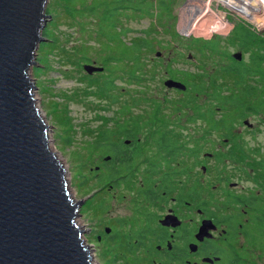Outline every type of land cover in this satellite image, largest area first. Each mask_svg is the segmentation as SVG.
I'll use <instances>...</instances> for the list:
<instances>
[{"label":"rangeland","instance_id":"obj_1","mask_svg":"<svg viewBox=\"0 0 264 264\" xmlns=\"http://www.w3.org/2000/svg\"><path fill=\"white\" fill-rule=\"evenodd\" d=\"M79 1L46 0L45 13L50 16L41 29L43 39L38 42L34 62L28 67L27 75L35 86L32 93L36 107L48 124L49 147L65 170L69 194L72 199H83L74 220L84 228L81 234L90 252L91 264H109V256H120L123 251L127 238L122 234L129 231V223L141 227L133 220L138 207L142 206L141 215L146 217L143 218L145 226L138 230L144 232L141 234L143 248L155 243L151 228L159 226V220H153L162 215L166 207L141 198L147 184L152 187L161 182L164 172L172 173L173 187L174 183L178 186L185 183L186 189L193 188L192 195L198 192L202 199L207 198L209 192L219 198L218 189L227 187L230 181L239 183L237 188L232 189L234 195L248 194L259 187L257 163L264 158V104H256L259 107L257 111L245 113L230 126V136L234 140L225 135V130H208L205 136V123L200 119L189 122L186 118L190 108L177 103L184 97L183 91L167 89L163 81L171 77L185 83L179 74V71H185L190 72L196 82L202 78L209 95L213 91L212 82L222 87L224 95L240 91L242 87H235L237 78L241 81L240 74L243 75L251 64L245 47L227 39L238 24L255 28L264 39V27L256 28L253 24L264 26V17L253 20L242 11L231 10L228 6L234 4L228 0H174L171 6L174 19L167 20L163 14L161 21H167L157 22V25H153V18H133L130 11L118 15L114 24L117 29L126 30L123 36L125 42L145 37L150 43V48L143 53L147 59L142 69L143 80L138 82L129 78L126 66L108 60L109 49L102 46L106 39L97 33L101 25L100 13L75 12L72 3ZM182 25L186 26L187 32L182 31ZM214 35L220 36L219 46L226 52L227 58L209 51L200 55L195 49L194 44L199 41L194 37L211 39ZM157 51L161 52L160 56H156ZM237 51L242 53L246 67L230 57V53ZM188 53L192 54L191 59ZM84 55L86 61H82ZM92 63L103 69L86 72L83 65ZM244 77L242 86L249 87L250 100L259 99L264 91L263 78L256 73ZM244 94H247L246 91H243ZM141 97L145 98V102H141ZM150 99L160 102L161 119L179 136L168 137L173 141L175 153L181 150L182 145L191 148L194 141L205 140L198 156L188 150L176 155L173 153L169 162L163 160L166 156L160 153L156 139L150 137L159 125L148 121L153 111ZM135 100H139L136 105ZM123 106L127 107L125 114L121 112ZM177 106L181 112L175 110ZM215 112L221 113L219 107ZM227 112L233 114L234 109L227 106ZM141 115L146 124L136 135L142 142V156L136 159L130 170L108 172L103 157H112L111 149L96 148L88 142L101 137L105 129L116 131L118 122L129 120L132 116L141 118ZM114 137L121 136L115 135L112 140ZM129 138H120V147L126 145L122 140ZM240 145L243 146L244 159L236 152ZM217 150L223 153L234 150L235 153L233 157L218 161L216 152L211 153ZM205 152L212 155L205 156ZM153 160L161 161L157 173L152 174V181L147 182L146 172ZM95 166H98L97 170L93 169ZM245 170L250 171V175ZM120 175L127 177H121L115 183L114 179ZM259 224L255 226L257 229H260ZM103 227L112 232L108 237L111 241L107 244L106 240L98 242L95 239V234ZM133 237L137 235H131L129 240ZM249 247L250 256L264 264V239H252ZM143 248L138 250L139 255L143 254Z\"/></svg>","mask_w":264,"mask_h":264},{"label":"water","instance_id":"obj_2","mask_svg":"<svg viewBox=\"0 0 264 264\" xmlns=\"http://www.w3.org/2000/svg\"><path fill=\"white\" fill-rule=\"evenodd\" d=\"M45 3L0 0V264H91L81 234L84 228L74 220L83 199L69 194L65 170L49 147L48 124L36 107L35 86L27 75L50 16L44 12ZM160 55L157 51L156 56ZM231 56L238 61L242 53ZM83 68L88 73L103 69L94 63ZM163 85L187 89L184 82L171 77ZM110 158L106 155L103 160ZM210 222L202 221L196 238L207 234ZM159 223L178 226L181 221L168 213Z\"/></svg>","mask_w":264,"mask_h":264},{"label":"trees","instance_id":"obj_3","mask_svg":"<svg viewBox=\"0 0 264 264\" xmlns=\"http://www.w3.org/2000/svg\"><path fill=\"white\" fill-rule=\"evenodd\" d=\"M173 1L174 0H80L77 4L72 3V8L75 12L80 11L82 13H91L94 15L98 14V12L100 13L101 25L98 28L97 33L102 34L106 39V41L104 40L102 46L109 49L110 56L108 60L110 62L113 61L114 64H120L124 67L126 66L129 78L134 81L141 82L143 80L142 69L145 60H147L143 57V53L144 50L150 48V43L145 37H136L129 42H125L123 36L125 35L126 30L121 31V29H117L114 24V19L118 15H125L126 12L130 11L133 18H153L155 20L153 25H157V22L165 23L168 19H174L171 13ZM163 14H165L167 18L165 22L161 21ZM182 31L184 33L187 32L185 25H182ZM195 34L200 35L198 33ZM228 38V42L230 43L238 40L242 41L245 45V49L251 50L250 54L252 65L250 68H246L244 74L257 72L264 80V39L259 35V33L252 29L251 26L238 24L233 28L231 35ZM192 39L193 38L190 40ZM219 41L220 36L214 35L211 39H204L199 41V43L195 42L194 47L200 55H205L206 51H209L211 53H220L219 55L221 58H227L226 52L220 49ZM86 60L87 57L84 55L82 61ZM238 73L240 74L239 71ZM179 74L184 78L187 89L183 92L184 97L177 103L190 108V113L187 114L186 118L189 122H194L195 120L200 119L203 123H205V125H203L205 136L210 130H225L227 131L225 135L232 139L233 137L230 136L229 129L236 119L245 113L257 111L259 107L255 106L256 104H259V106L264 104V91L260 95L261 97L259 99L253 101L250 100L249 87L242 86L245 78L244 74H240L241 81L237 78V82L235 83L236 88L242 87V89L240 91H233L226 95L223 94L224 90L222 87L215 85L213 82L211 84L213 91L211 95H209L206 91L205 81L202 78L196 82V80H193V75L190 72L179 71ZM243 91H246L247 94L243 95ZM141 100V102H145L144 97H141ZM199 100L201 102H198ZM138 102L139 100H135L134 104L136 105ZM150 102L152 104L153 111L148 121L152 124L159 123V125L154 128V135L150 137L156 139L159 144L158 148L161 150L160 153L166 156L163 160L169 162L173 153L176 155L177 153L179 154L188 150L195 154L194 156H198L205 140L194 141V147L191 148H187L182 145L180 146L181 150L175 153L176 150L173 147V141L168 137L179 136L169 128L168 124H164L166 121L161 119L160 102L154 99H150ZM227 106L234 109L233 114L227 112ZM217 107H219L221 111L219 114H216L215 112V110L217 111ZM126 109L127 107L123 106L121 112L125 114ZM175 110L181 112V108H179V106H177ZM145 124L146 121L143 119L142 115L141 118L139 116H132L129 120L118 122L116 131L112 132L111 130L105 129L101 137L95 139V141L88 142V144L90 143V146H94L96 148L106 147L111 149L113 153L111 159L109 161H104L108 172L115 170L122 172L124 169L130 170L136 159L142 156V150L140 148L142 142H140L136 133L142 131ZM115 135H120V138L130 137L129 139H131V143L120 147V138L114 137V140H112V137ZM151 139L152 138H150V140ZM130 146H132L131 149L129 148ZM214 152H216L215 154L217 155L216 158L218 161H221L224 157H233L235 153L234 150H229L227 153L217 150L211 153L213 154ZM236 152L240 154L242 159H244L245 153L242 145L238 146ZM160 161L156 162L153 160L151 162V165L146 172L147 182L152 181V174L157 173ZM257 165L259 168L258 176L260 178L259 187L257 190H251L248 194H246L245 200L248 201V207L252 209V230L254 232L252 238L256 241H262L264 239V158H261ZM245 173L250 175V171L245 170ZM121 177H127V175H120L117 179H114L115 183H117V180ZM169 179L170 174L164 172L163 180L160 183L153 184L152 187L147 184L146 188L143 190L147 199H155L161 196L160 191L166 189L165 187ZM228 197L234 201L239 199V196L234 195L233 193L228 194ZM259 222L260 229H257L256 227ZM148 224H150V222ZM115 262L116 261L113 256L108 259L109 264H115Z\"/></svg>","mask_w":264,"mask_h":264},{"label":"flooded vegetation","instance_id":"obj_4","mask_svg":"<svg viewBox=\"0 0 264 264\" xmlns=\"http://www.w3.org/2000/svg\"><path fill=\"white\" fill-rule=\"evenodd\" d=\"M228 1L234 4L228 6V8L242 11L253 20L264 17V10L260 5L264 3V0ZM194 38H197V41L204 40L203 38ZM237 44L242 45L243 48L245 47L242 41L238 40ZM246 51L251 64V50ZM232 53H230L231 58ZM243 59L242 56L238 62L246 67L247 65L243 63ZM253 73L259 75L257 72ZM248 126L251 127V125ZM129 148L131 149L132 146ZM168 174H170V179L167 181L166 189L160 191L161 196L155 199H147L142 191L143 198L141 199L153 201L160 207H166V211L162 215H157L153 220L154 222L171 213L176 215L181 223L178 226H170L158 222L159 226L154 227V229L151 228V230H154L152 233L155 236V243L143 248L144 242L141 234L144 232L138 230L145 226L143 218L146 217L141 215V212H143L142 206L138 207L133 220L140 223L141 227L129 223V231L122 234L127 238L124 247L122 246L123 251L120 252V256L112 255L116 262H121V264H260L250 256L251 249L249 246L254 232L252 230V209L248 207V201L245 200L246 194H237L239 196L237 201L228 197V194L233 192L232 189L239 186L238 182L230 181L228 182L229 187L221 186L218 189L219 198H216L213 192H209V196L202 199L198 192L192 195L193 188L186 189L185 183L179 186L178 183H174L175 187H173L172 173ZM203 220H211L207 234L202 238H196L195 235ZM136 231L138 232L133 233ZM111 233L109 228L103 227L95 234V239L98 242L106 240L107 244L111 241H108ZM133 234H136L137 237L129 240ZM141 248L144 249V252L139 255L138 250Z\"/></svg>","mask_w":264,"mask_h":264},{"label":"bare ground","instance_id":"obj_5","mask_svg":"<svg viewBox=\"0 0 264 264\" xmlns=\"http://www.w3.org/2000/svg\"><path fill=\"white\" fill-rule=\"evenodd\" d=\"M216 1H218V2H219V1L222 2V0H216ZM260 5L262 6V9L264 10V3H261ZM44 12H45V6H44ZM65 177H66V176H65Z\"/></svg>","mask_w":264,"mask_h":264},{"label":"built area","instance_id":"obj_6","mask_svg":"<svg viewBox=\"0 0 264 264\" xmlns=\"http://www.w3.org/2000/svg\"><path fill=\"white\" fill-rule=\"evenodd\" d=\"M251 22H253V21H251ZM253 24L255 25L256 28L264 27V26H259V25H257V24L254 23V22H253ZM253 29L255 30V28H253ZM255 31H256V30H255Z\"/></svg>","mask_w":264,"mask_h":264}]
</instances>
